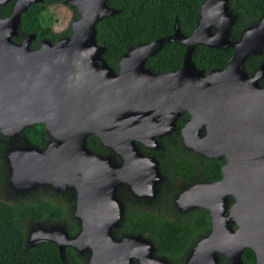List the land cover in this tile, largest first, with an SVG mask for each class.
Instances as JSON below:
<instances>
[{
	"label": "water",
	"instance_id": "95a60500",
	"mask_svg": "<svg viewBox=\"0 0 264 264\" xmlns=\"http://www.w3.org/2000/svg\"><path fill=\"white\" fill-rule=\"evenodd\" d=\"M7 1L0 0V4ZM39 1L14 0L9 14L0 16V134L14 136L27 125L43 124L54 141L43 151L11 149L12 179L16 186H73L79 224L76 233L70 234L60 223H34L24 235L27 246L52 242L61 260L65 248L71 247L77 254L87 253L85 264H134V260L169 264L166 258L153 255L151 240L113 235L119 214L111 199L109 168L86 148L85 138L93 134L111 147L117 140L129 145L133 139L151 141L168 131L178 113L186 110L193 117L182 129L185 144H195L189 131H197L205 122L201 152L210 155L212 144L228 158L249 165L232 177L230 188L224 176L193 192V205L211 209L213 224L211 233L198 240L184 263L216 264L222 254L230 264H242L241 251L249 247L255 264H264V86L258 84L264 76V60L251 75L243 67L248 56L262 53L264 15L231 42L229 31L237 13L229 9L228 0H202L188 36L174 21L166 38L138 44L121 54L115 72L102 57L105 47L95 40L96 23L117 13L107 0H65L77 14L69 24L70 34L53 42L43 38L30 48L33 34L20 41L13 37L21 12ZM167 40L185 46L180 65L153 73L144 61ZM196 44L231 47L232 53L223 68L204 73L191 59ZM152 116L160 117V122L155 124ZM212 191L215 217L210 206ZM228 191L235 197L234 232L224 228L222 215V196Z\"/></svg>",
	"mask_w": 264,
	"mask_h": 264
},
{
	"label": "trees",
	"instance_id": "16d2710c",
	"mask_svg": "<svg viewBox=\"0 0 264 264\" xmlns=\"http://www.w3.org/2000/svg\"><path fill=\"white\" fill-rule=\"evenodd\" d=\"M65 0H41L31 3L20 14L17 40L26 34H33L30 46L37 45L40 38H48L53 42L56 38L70 34L69 24L61 33L52 32L49 25L40 20V14L52 4L63 3ZM202 0H107L106 4L117 10L111 16L103 17L96 25L95 40L103 45L105 50L102 57L113 69H116L118 57L130 47L147 43L156 38H165L172 33L173 22L176 21L179 31L188 36L196 24L199 5ZM229 9L236 12L237 18L231 28V39H236L241 29L256 22L260 15H264V0H229ZM10 2L0 4V16L10 12ZM71 19L77 17L71 7ZM184 45L167 40L151 56L145 59V66L153 72H159L179 66ZM232 48L218 49L196 44L191 53L197 68L205 72L211 68L224 66L226 58ZM264 59V48L261 55L250 56L245 64L252 72L260 60ZM264 79L260 80L263 84ZM23 134L32 142L42 144L46 133L40 123L27 125ZM3 137L0 134V138ZM95 136L88 135L87 144L94 146ZM219 175L215 166L214 177ZM197 211L193 220L181 222L156 217L151 214L135 215L129 218L124 226L127 231L137 230L146 232L154 242L156 253L165 255L174 264H181L187 248L194 241L190 239L194 230L207 226V218ZM65 215V209L58 204L22 202L9 204L0 200V264H84L83 256L76 255L71 247L65 248L64 260L58 256L56 245L49 241H42L27 246L24 241L25 224L21 219L34 220L43 217L59 219ZM67 230L74 233L77 225L72 217L67 218ZM242 264H255L253 251L245 247L241 252ZM217 264H230L219 255Z\"/></svg>",
	"mask_w": 264,
	"mask_h": 264
},
{
	"label": "flooded vegetation",
	"instance_id": "af4514ba",
	"mask_svg": "<svg viewBox=\"0 0 264 264\" xmlns=\"http://www.w3.org/2000/svg\"><path fill=\"white\" fill-rule=\"evenodd\" d=\"M8 1L10 2L11 7L14 0ZM71 7L72 6H70V8ZM239 34L236 39H238ZM22 37L23 36L18 38L16 41H20ZM41 39L43 38L38 40L37 45ZM236 39H231L230 29L229 40L232 42ZM28 46L33 48L30 46V43ZM250 56L246 58V61ZM263 60L264 59L260 60L252 72H249L246 69L245 61L243 67L247 74L251 75ZM117 65L118 64H116V69L112 68L115 72H117L118 69ZM144 67H146L145 61ZM176 68L167 70H174ZM213 69L220 68H211L208 71ZM206 72L204 71V73ZM261 79H264V76L258 79V84L260 86H264V82L263 84H260ZM192 117L193 116L188 111H180L174 118L173 125L168 131L154 135L151 141L133 139L131 141V145L125 141L117 140V143L111 147L104 145L95 136L96 141L94 142V146H91L87 144L86 139L88 135L93 134H88L85 138L86 148L91 153L104 160L109 168V175L111 177L112 185L111 199L113 203H115V212H118L119 214L117 224L112 231L115 237L121 238L123 236L138 235L140 237H144L145 239L151 240L154 245L153 239L146 232H141L139 230L130 232L125 229L124 225L129 222V218L135 215L151 214L156 217L181 222L183 220L195 219L199 209L204 211L202 213L206 215L207 226L201 228L200 231L194 230L192 232L190 239L194 241L187 248L186 254L183 257L181 264H185L184 262L187 256L190 254V251L198 242V240L209 235V233L212 231L213 218L211 209L209 212V209L203 206L193 205V200L195 198L193 192H197L199 189L208 187L209 184L215 183L224 176L228 180L227 187L230 188V180L232 177L241 171L246 170L247 166L249 165L246 163V161L242 160V162H236L228 158V155L224 151H220L219 147L212 146V144H210V155H208V153L205 151L201 152V141L203 140L201 138H204L207 134V124L205 122H201L199 124L197 131H195L193 128L189 131V134L191 135L190 138L195 141L194 143L196 145L192 143L191 145L185 144L182 137V129L189 125ZM151 119V121H153L155 124L161 120L160 117L156 116H152ZM45 133L46 137L42 144H38L27 139L23 134V131L9 137L2 135L3 137L0 138V200L9 204H17L22 202H43L54 205L58 204L65 209V215L59 219L48 217H43L38 220L30 218H25L24 220L21 219V221L25 224V233L32 224L34 225V223H43L45 225L60 223L68 232L66 226L68 217H72L77 226L79 224L78 218L74 215V207L76 205V190L73 186L54 187L52 185L46 184L16 186L12 179V166L8 158L9 151L17 147H28L37 151H43L48 144L54 141V138L49 134L48 131H45ZM19 134L22 137H16ZM215 166L217 167L219 173L216 178L214 177ZM213 195L214 193L212 191V195L210 194V206H213V217H215V202ZM196 197H199L198 193ZM200 197L203 196L200 195ZM222 199L223 201L221 204L223 208L222 215L224 216V228L230 230L229 232H234L237 227L235 217L232 212V206L235 202V197L230 191H228V193H223ZM76 231L74 233H76ZM24 241L27 245L28 240L25 239V236ZM76 255L83 256V261L85 264L87 253H76ZM153 255L156 257H164L168 262L171 261L165 255H158L156 253V248L154 249ZM219 255L222 254H218V259ZM134 264H137L136 260H134Z\"/></svg>",
	"mask_w": 264,
	"mask_h": 264
},
{
	"label": "rangeland",
	"instance_id": "374dc122",
	"mask_svg": "<svg viewBox=\"0 0 264 264\" xmlns=\"http://www.w3.org/2000/svg\"><path fill=\"white\" fill-rule=\"evenodd\" d=\"M71 15L72 10L70 8V4L65 1L64 3L49 5L47 7V10L40 14V20L43 24L49 25L52 32L61 33L67 27V25L70 24L72 20ZM16 137L22 136L19 134ZM168 263L174 264L171 261H169Z\"/></svg>",
	"mask_w": 264,
	"mask_h": 264
}]
</instances>
